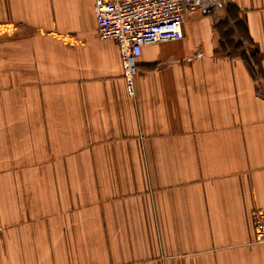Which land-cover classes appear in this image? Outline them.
I'll return each instance as SVG.
<instances>
[{"label": "crops", "instance_id": "1", "mask_svg": "<svg viewBox=\"0 0 264 264\" xmlns=\"http://www.w3.org/2000/svg\"><path fill=\"white\" fill-rule=\"evenodd\" d=\"M94 5L0 0V264H264V0L188 11L133 95Z\"/></svg>", "mask_w": 264, "mask_h": 264}, {"label": "built area", "instance_id": "2", "mask_svg": "<svg viewBox=\"0 0 264 264\" xmlns=\"http://www.w3.org/2000/svg\"><path fill=\"white\" fill-rule=\"evenodd\" d=\"M205 0H95L94 14L102 40L119 47L123 75L129 94H134L138 60L146 45L183 39V23L188 11ZM255 241L264 244V210L252 213Z\"/></svg>", "mask_w": 264, "mask_h": 264}]
</instances>
